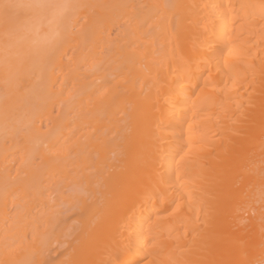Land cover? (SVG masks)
<instances>
[{"label":"bare ground","instance_id":"bare-ground-1","mask_svg":"<svg viewBox=\"0 0 264 264\" xmlns=\"http://www.w3.org/2000/svg\"><path fill=\"white\" fill-rule=\"evenodd\" d=\"M0 264H264V0H0Z\"/></svg>","mask_w":264,"mask_h":264}]
</instances>
